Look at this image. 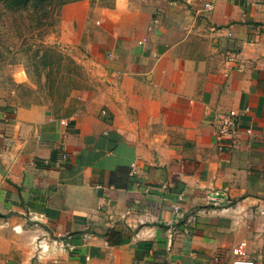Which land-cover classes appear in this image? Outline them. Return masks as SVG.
<instances>
[{
    "label": "crops",
    "instance_id": "obj_1",
    "mask_svg": "<svg viewBox=\"0 0 264 264\" xmlns=\"http://www.w3.org/2000/svg\"><path fill=\"white\" fill-rule=\"evenodd\" d=\"M70 11L100 78L60 112L0 105V263L232 264L245 243L264 264V0Z\"/></svg>",
    "mask_w": 264,
    "mask_h": 264
},
{
    "label": "rangeland",
    "instance_id": "obj_2",
    "mask_svg": "<svg viewBox=\"0 0 264 264\" xmlns=\"http://www.w3.org/2000/svg\"><path fill=\"white\" fill-rule=\"evenodd\" d=\"M80 1L53 5L46 27L33 33H29L31 21L38 17L33 9L11 13L0 2V105L4 104L6 109L46 105L60 112L66 92L70 96L72 90L84 91L97 83L98 66L88 58L89 44L98 40V35L84 18L73 20L72 11L66 13V8ZM88 1L92 12L114 3ZM49 72L64 76L61 86L49 83ZM4 258L0 255V261Z\"/></svg>",
    "mask_w": 264,
    "mask_h": 264
},
{
    "label": "trees",
    "instance_id": "obj_3",
    "mask_svg": "<svg viewBox=\"0 0 264 264\" xmlns=\"http://www.w3.org/2000/svg\"><path fill=\"white\" fill-rule=\"evenodd\" d=\"M68 1H72V0H0L2 6H4V8H6L11 13L13 12L22 13L23 11H28L29 9H33V14L38 15V17L33 19L34 23L31 21L29 33H33L35 31H42L43 28H45L47 25L46 20L49 19L50 10H52L51 7L53 5H57V3L61 4ZM47 79L49 83L52 84V86L57 85L59 87L63 83L64 76L60 75L59 73L55 75L49 72L47 73ZM67 96H68V92H66L65 97L64 96L63 97L66 98ZM109 239H110V243L113 244L111 238ZM118 243L119 242H117L116 245Z\"/></svg>",
    "mask_w": 264,
    "mask_h": 264
},
{
    "label": "built area",
    "instance_id": "obj_4",
    "mask_svg": "<svg viewBox=\"0 0 264 264\" xmlns=\"http://www.w3.org/2000/svg\"><path fill=\"white\" fill-rule=\"evenodd\" d=\"M210 8L209 6H207ZM218 120V140L221 141L224 136H235L237 133V113L234 111L220 114ZM64 124V122H62ZM250 133V131H248ZM235 260L232 264H256L253 260L246 258V244L241 243L232 250Z\"/></svg>",
    "mask_w": 264,
    "mask_h": 264
}]
</instances>
